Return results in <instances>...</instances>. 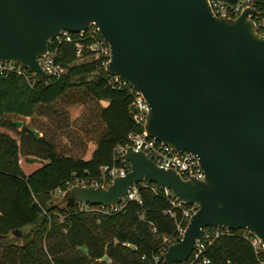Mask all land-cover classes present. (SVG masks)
<instances>
[{"label":"water","instance_id":"obj_1","mask_svg":"<svg viewBox=\"0 0 264 264\" xmlns=\"http://www.w3.org/2000/svg\"><path fill=\"white\" fill-rule=\"evenodd\" d=\"M254 12L250 6L235 18L217 16L207 0H0V62L45 78L38 57L49 39L94 23L110 46L107 71L147 101V133L198 157L205 178L189 181L128 149L124 176L65 195L111 205L146 181L196 204L164 252L165 264L188 260L207 226L243 228L264 244V36Z\"/></svg>","mask_w":264,"mask_h":264},{"label":"trees","instance_id":"obj_2","mask_svg":"<svg viewBox=\"0 0 264 264\" xmlns=\"http://www.w3.org/2000/svg\"><path fill=\"white\" fill-rule=\"evenodd\" d=\"M251 1L253 18L264 25V0ZM55 62L64 69L59 77L36 79L28 69L24 74L0 70V126L14 128L8 115L32 116L67 97L68 104L90 102L87 111L102 130L87 159L58 153L51 140L35 137L27 128L18 132L20 142L0 130V264H152L154 255L180 238L178 228L187 225L186 204L173 206L162 190L143 182L137 183L141 202L129 200L111 214L82 211L74 198L51 202L56 190L68 188L67 182L101 179V166L119 165L115 146L127 143L129 132L141 130L130 108L131 95L110 83L112 76L100 68L94 51L83 47L77 55L75 41L63 40ZM71 92L78 98L68 96ZM19 154L46 161L25 173ZM15 229L20 236L13 234ZM206 229L210 242L200 257L178 264H262L264 250L255 251L246 229L218 236L214 227Z\"/></svg>","mask_w":264,"mask_h":264},{"label":"built area","instance_id":"obj_3","mask_svg":"<svg viewBox=\"0 0 264 264\" xmlns=\"http://www.w3.org/2000/svg\"><path fill=\"white\" fill-rule=\"evenodd\" d=\"M213 13L217 16H224L227 18H235L245 7H253L251 0H237L235 3H229L224 0H207ZM254 21L255 30L264 36V25L263 22H258L251 15ZM75 41L76 43V54L80 55L82 53V48L86 47L94 51L95 58L98 60L100 68L107 71V65L110 61V46L105 38L101 35L98 27L94 23H90L85 29H81L77 32L70 31L68 29H61L60 32L54 37L50 38L48 41V46L45 52L39 55L38 63L41 69L45 72L47 78L59 77V75L64 71V69L55 62V57L57 53V45L61 41ZM17 66V67H16ZM0 70H16L17 73L24 74V70H27L15 63L11 62H0ZM31 72V71H30ZM34 77L33 73L31 72ZM110 74V73H109ZM111 75V74H110ZM111 84L126 90L132 97L130 102V108L135 113L136 124L141 127L140 131H131L127 136V143L117 144L114 148V159L119 161V165H103L100 167L102 174L101 179H89V178H75L72 181L67 182L68 186H101L107 187L117 176H124L130 168L129 162L124 158L125 153L128 149H133L135 151L143 152L148 158H150L154 164L163 169H171L175 171L183 180H200L203 181L205 178L203 169L199 164L198 157L189 151H176L172 147L166 145L165 143L159 141L153 136H150L145 125L147 122L149 107L146 99L140 91L132 87L130 84L125 82H120L117 76L111 75ZM35 78V77H34ZM145 185H150L153 191L162 190L165 197L170 201L173 206H182L183 201L178 200V198L171 192L167 187L161 189L154 183H148L146 181H141ZM140 183V182H139ZM129 200H137L141 202L138 194L137 183L133 184L127 192L121 197L118 203L111 205H91L89 203H80V210L85 212L97 211L102 214H111L119 211L124 204ZM186 208L183 210L184 217L187 218V222L190 216L197 210L198 206L196 204H186ZM167 212H171L168 210ZM214 235L218 236L223 232H228L231 229L224 227H214ZM180 234L182 235L184 228H178ZM181 237V236H180ZM210 232L204 228L202 231V237L196 240L194 244L193 251L190 255L193 260H197L202 251L205 248L206 242H210ZM250 241L256 252H261L264 250V244L260 240L251 234ZM169 242L171 240L169 239ZM167 248L163 249L161 253L153 256L152 264H165L163 257L164 252ZM189 257V258H190ZM204 263L208 262V259L203 258ZM264 264V260L261 261Z\"/></svg>","mask_w":264,"mask_h":264},{"label":"rangeland","instance_id":"obj_4","mask_svg":"<svg viewBox=\"0 0 264 264\" xmlns=\"http://www.w3.org/2000/svg\"><path fill=\"white\" fill-rule=\"evenodd\" d=\"M68 96L78 98V95L72 92ZM69 101L67 97L59 99L50 106H44L32 116L8 115L9 122L21 121V125H14V128L0 126V130L9 133L20 142L18 132L24 128H32L39 132L37 137L44 135L51 140L58 153H69L87 159L97 134L102 130V125L87 111V108L92 106L90 102L68 104ZM63 109L67 112L66 116L62 113ZM45 161L39 157L19 154V164L25 173H30ZM70 188L71 186H68L66 190H56L52 194L51 202L62 204L69 200L70 198H65V195Z\"/></svg>","mask_w":264,"mask_h":264},{"label":"crops","instance_id":"obj_5","mask_svg":"<svg viewBox=\"0 0 264 264\" xmlns=\"http://www.w3.org/2000/svg\"><path fill=\"white\" fill-rule=\"evenodd\" d=\"M104 104H105V103H104ZM95 146H96V143H95V141H94V143H93V145H92V148H91V150H90V153H89L88 158L91 156V153H92V151L94 150Z\"/></svg>","mask_w":264,"mask_h":264}]
</instances>
